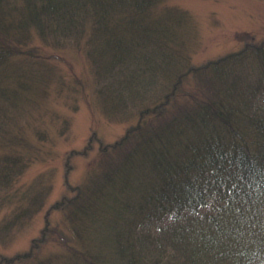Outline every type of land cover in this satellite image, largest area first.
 I'll return each instance as SVG.
<instances>
[{
  "label": "trees",
  "instance_id": "1",
  "mask_svg": "<svg viewBox=\"0 0 264 264\" xmlns=\"http://www.w3.org/2000/svg\"><path fill=\"white\" fill-rule=\"evenodd\" d=\"M180 15L162 0H0V113L28 97L29 70L12 61L36 63L33 35L81 44L100 99L138 106L115 142L93 134L95 170L82 185L66 181L67 194L50 206L78 243L82 227L113 220L104 233L113 261L96 254L92 264H264V40L180 68L172 59ZM249 59L254 77L240 83ZM157 79L168 86L150 100ZM13 155L0 160L3 184L21 171ZM50 238L78 252L47 220L29 253L0 263L24 262Z\"/></svg>",
  "mask_w": 264,
  "mask_h": 264
},
{
  "label": "rangeland",
  "instance_id": "2",
  "mask_svg": "<svg viewBox=\"0 0 264 264\" xmlns=\"http://www.w3.org/2000/svg\"><path fill=\"white\" fill-rule=\"evenodd\" d=\"M162 4L181 10L173 28L179 47L172 57L180 68L239 51L245 42L264 40V0H162ZM32 37L38 47L36 63L27 67V59L19 56L12 61L29 70L28 97L16 108L4 107L0 113V160L5 153H13L22 166L10 183L3 184L0 179V260L7 261L29 253L32 240L40 236L47 220L71 240V226L67 221L65 226L64 214L50 210V206L67 194L66 181L72 187L82 185L95 170L99 144L93 134L103 144L115 142L134 124L138 110V106L124 103L113 107L100 99L81 44L61 36L57 42ZM253 62L256 60L246 61V74L239 78L240 83L254 77ZM160 79L145 92L150 100L167 89L168 84ZM11 138L14 142L8 148L4 142ZM87 143L84 155H69L83 151ZM38 197L40 205L34 208ZM28 209L33 212L29 214L32 210ZM109 218L101 215L92 228L87 224V229L79 230L75 238L81 242L70 241L77 253L50 238L28 260L10 264H92L96 254L112 262L108 253L112 242L104 239L106 230L114 226ZM82 254H87L89 261H76Z\"/></svg>",
  "mask_w": 264,
  "mask_h": 264
}]
</instances>
